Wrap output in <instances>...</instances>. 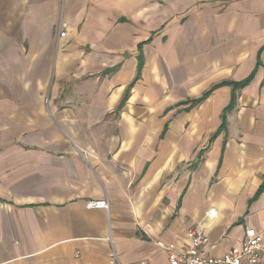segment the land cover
<instances>
[{"label":"crops","instance_id":"obj_1","mask_svg":"<svg viewBox=\"0 0 264 264\" xmlns=\"http://www.w3.org/2000/svg\"><path fill=\"white\" fill-rule=\"evenodd\" d=\"M195 226L264 264V0H0V264H167Z\"/></svg>","mask_w":264,"mask_h":264},{"label":"built area","instance_id":"obj_2","mask_svg":"<svg viewBox=\"0 0 264 264\" xmlns=\"http://www.w3.org/2000/svg\"><path fill=\"white\" fill-rule=\"evenodd\" d=\"M66 23L59 24V37L65 36ZM107 201H94L87 204L88 209H108ZM217 215L215 209L206 213L208 220H214ZM188 244L183 248L163 247L167 255V264H263L261 245L262 236L254 229H246L239 249H232L219 257L201 255L208 238L201 228L192 227L187 233ZM108 264H121L112 250Z\"/></svg>","mask_w":264,"mask_h":264},{"label":"trees","instance_id":"obj_3","mask_svg":"<svg viewBox=\"0 0 264 264\" xmlns=\"http://www.w3.org/2000/svg\"><path fill=\"white\" fill-rule=\"evenodd\" d=\"M248 82H249V79L245 80L244 82H242L241 84H238L236 86L242 87V86H245Z\"/></svg>","mask_w":264,"mask_h":264}]
</instances>
